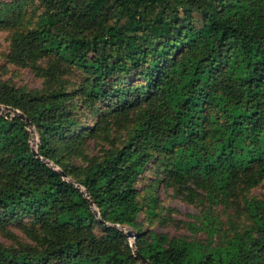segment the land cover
<instances>
[{
  "label": "trees",
  "instance_id": "obj_1",
  "mask_svg": "<svg viewBox=\"0 0 264 264\" xmlns=\"http://www.w3.org/2000/svg\"><path fill=\"white\" fill-rule=\"evenodd\" d=\"M38 1L31 26L0 11L9 61L54 84L0 80V230L30 240L0 264H264V0Z\"/></svg>",
  "mask_w": 264,
  "mask_h": 264
},
{
  "label": "rangeland",
  "instance_id": "obj_2",
  "mask_svg": "<svg viewBox=\"0 0 264 264\" xmlns=\"http://www.w3.org/2000/svg\"><path fill=\"white\" fill-rule=\"evenodd\" d=\"M19 4V8L14 10L13 12H6L10 5ZM42 10L41 3L38 0H0V11L6 14L15 13L19 16L20 21L22 22L21 27L31 26L35 22L37 16L40 14ZM13 33V30L0 28V80L6 82L14 87H26L31 89H39L42 91L48 90L51 86H54L53 83H50L49 80H46V77H40L36 74V72L31 68V66H18L13 64L8 59V54L10 52V38ZM38 64L44 65L45 61L40 60ZM64 78L68 76H63ZM70 77V76H69ZM71 80L75 79L74 77H70ZM52 84V85H50ZM11 110L7 107L0 106V113L6 114ZM91 121V117L89 116V121ZM38 137L34 131L33 127H30V144L33 150L35 151L37 148ZM98 147L92 143H90V152H96ZM79 164V163H78ZM153 164L151 163L143 174V178L137 184V188L140 190L145 189L147 186L151 184V181L157 176V172L152 168ZM74 184L75 181L72 180ZM145 192V190H144ZM157 196L159 197V204L161 207L166 209H175L177 212L171 213L172 217L181 220H190L189 215H196L199 213L200 208L194 205H190L181 200L178 196H174L172 191L164 192L161 184H157L155 190ZM264 193V181L258 187L252 189L250 194L255 196H260ZM163 215L167 214L165 211L162 213ZM145 214L140 213L138 215V220L142 222L143 229H152L157 232H168L170 234H189V232L181 226H175L170 223H167L165 227H160L157 222L153 224H149L144 222ZM118 228L124 230L126 235L128 236V240L130 245L133 247L134 242V231L128 227H120ZM100 231V229H98ZM24 231L19 228L17 225H10L4 230H0V243H4L9 246H14L19 242L30 241L29 238L23 233ZM129 233V235H128ZM198 237H202L201 233L197 234Z\"/></svg>",
  "mask_w": 264,
  "mask_h": 264
},
{
  "label": "water",
  "instance_id": "obj_3",
  "mask_svg": "<svg viewBox=\"0 0 264 264\" xmlns=\"http://www.w3.org/2000/svg\"><path fill=\"white\" fill-rule=\"evenodd\" d=\"M15 113H18V112L15 111ZM18 116H19L21 119L25 120L26 123H29L28 120H27L22 114H18ZM128 235H129V233H128ZM135 257H136V259H137L141 264H147V261L144 260V259L139 255L138 252H135Z\"/></svg>",
  "mask_w": 264,
  "mask_h": 264
}]
</instances>
